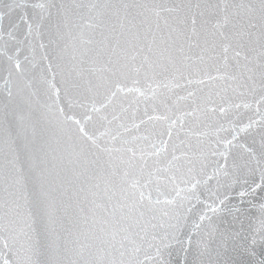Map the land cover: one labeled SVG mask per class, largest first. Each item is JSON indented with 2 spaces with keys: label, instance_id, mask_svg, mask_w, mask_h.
Instances as JSON below:
<instances>
[{
  "label": "snow or ice",
  "instance_id": "6c2138e0",
  "mask_svg": "<svg viewBox=\"0 0 264 264\" xmlns=\"http://www.w3.org/2000/svg\"><path fill=\"white\" fill-rule=\"evenodd\" d=\"M0 264H264V0H0Z\"/></svg>",
  "mask_w": 264,
  "mask_h": 264
}]
</instances>
